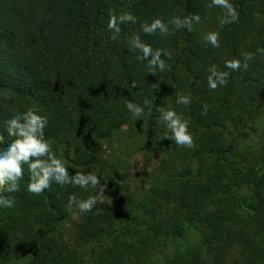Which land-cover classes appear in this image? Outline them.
<instances>
[{
	"label": "trees",
	"instance_id": "obj_1",
	"mask_svg": "<svg viewBox=\"0 0 264 264\" xmlns=\"http://www.w3.org/2000/svg\"><path fill=\"white\" fill-rule=\"evenodd\" d=\"M236 23L219 28L211 0H0V132L5 121L35 108L47 116L45 137L71 175L95 172L107 197L79 213L68 197L98 195L55 183L37 196L27 192L29 173L14 199L0 207V264H264V0H229ZM109 10L130 12L117 40L107 29ZM199 14L193 30L148 36L140 24ZM219 31L220 47L204 40ZM138 33L153 49L170 53L156 76L129 50ZM254 53L247 71L232 72L226 87L210 91L207 69ZM159 80V81H158ZM135 82V88L131 84ZM159 88H153V83ZM7 91V98L3 93ZM177 93L191 97L179 105ZM145 152L158 165L147 189L105 157V141L136 118L128 102L143 107ZM207 104V114L203 106ZM189 121L195 147H178L158 109Z\"/></svg>",
	"mask_w": 264,
	"mask_h": 264
},
{
	"label": "clouds",
	"instance_id": "obj_2",
	"mask_svg": "<svg viewBox=\"0 0 264 264\" xmlns=\"http://www.w3.org/2000/svg\"><path fill=\"white\" fill-rule=\"evenodd\" d=\"M208 8H220L223 15L218 17L219 28L228 24L236 23L239 20V13L229 0H211ZM199 14H192L181 18L173 16L168 23L157 18L149 22L140 24V31L148 36L174 34L170 32L169 24L174 26V30L187 29L193 30V24L200 23ZM137 23V18L130 12H124L117 15L114 10H109V19L107 29L112 32L111 40L118 39L122 29L121 24ZM207 44L213 48L220 47L219 31L208 32L204 36ZM129 50L136 54L135 58L141 62H146L148 73L156 76L157 70L164 72L168 70L166 59H170V53L164 49H153L147 42L141 39L138 33H134L130 38ZM258 52L264 54V49H258ZM243 59L226 60L224 67L228 71H221L217 65H211L207 71V86L210 91H216L218 87H226L230 73L239 72L242 69L247 71L249 61L254 58V53L245 52L241 54ZM162 56L166 59H162ZM159 81V80H158ZM159 83H153V88H159ZM135 88V82L131 84ZM7 98V91L3 93ZM176 103L188 106L191 103V97L177 93ZM153 101L144 99L143 107L128 102L126 108L132 114L133 118H139L144 115L145 107L148 112L152 111ZM208 105L203 106V114L206 115ZM159 119L164 123L171 135H165V139L174 141L178 147L191 149L195 147L192 133L189 131V121L183 114L172 109H158ZM48 126L47 116L41 115L33 108H28L23 113H16L10 119L5 121V131L9 137H14L6 148H0V207L11 208L14 199L5 196L3 193H13L19 191V182L24 177V166L27 165L29 181L27 192L34 195H41L45 190L51 188L55 183L60 187L71 185L82 189H99L98 195H89L86 199H78L75 194L68 197V210L73 206L80 213L91 212L105 194L107 181L103 184L95 172H76L71 175L66 163L57 157L51 142L45 137V129ZM5 142L3 132H0V144Z\"/></svg>",
	"mask_w": 264,
	"mask_h": 264
},
{
	"label": "rangeland",
	"instance_id": "obj_3",
	"mask_svg": "<svg viewBox=\"0 0 264 264\" xmlns=\"http://www.w3.org/2000/svg\"><path fill=\"white\" fill-rule=\"evenodd\" d=\"M259 123L264 126V116ZM147 123L143 117L136 118L128 125H123L119 131L107 139L105 145V157L110 162H120L117 165L120 173L128 172L131 183L139 188L147 189L148 175L158 165L159 158L154 151L145 152ZM108 193L105 192L107 197ZM79 221L77 209H73L71 221L64 229L69 234V228L73 222Z\"/></svg>",
	"mask_w": 264,
	"mask_h": 264
}]
</instances>
